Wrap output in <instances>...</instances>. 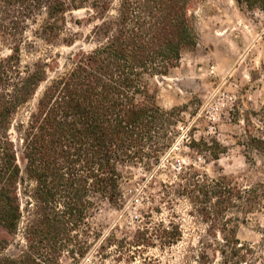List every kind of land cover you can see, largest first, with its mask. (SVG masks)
<instances>
[{"label":"trees","instance_id":"trees-1","mask_svg":"<svg viewBox=\"0 0 264 264\" xmlns=\"http://www.w3.org/2000/svg\"><path fill=\"white\" fill-rule=\"evenodd\" d=\"M196 1L0 0V34L11 43L0 57V264H59L64 251L83 256L93 198L121 201L123 168L150 170L171 147L181 109L162 108L151 81L168 75L196 45ZM235 1L264 10V0ZM74 10H84L88 47L70 53L52 77L50 53L22 63V50H33L36 40L76 43L79 33L66 19ZM246 144L264 157V138L250 136ZM198 175L182 173L174 192L223 241L212 256L200 250L198 262L213 264L218 254L222 264H264L236 234L240 217L264 211V181L238 186L227 177ZM19 231L23 247L6 252ZM179 236L172 222L145 223L133 244H171ZM140 264L158 263L144 258Z\"/></svg>","mask_w":264,"mask_h":264},{"label":"rangeland","instance_id":"rangeland-1","mask_svg":"<svg viewBox=\"0 0 264 264\" xmlns=\"http://www.w3.org/2000/svg\"><path fill=\"white\" fill-rule=\"evenodd\" d=\"M191 10L196 45L182 54L168 75L151 81L162 108L181 109L173 144L150 170L140 164L123 168L121 201L93 198L86 219V252L78 256L64 251L59 264H140L144 258L158 264H205L198 262L200 250L212 256L211 249L223 241L219 231L212 229L210 234L208 222L186 196L174 192L179 176L195 171L198 179L227 177L238 186L264 181V157L246 144L250 136L264 138V116L259 118L264 110V10L235 0H197ZM84 17V10L66 14L68 26L79 33L73 46L36 40L33 50H22V63L50 53L55 62L48 75L62 71L70 53L88 47L83 39L90 26ZM10 47L0 34V57L9 54ZM161 222L178 225L175 243L133 244L137 229ZM236 234L264 263V211L240 217ZM23 245L19 231L5 251L16 252ZM213 264H222L218 254Z\"/></svg>","mask_w":264,"mask_h":264}]
</instances>
